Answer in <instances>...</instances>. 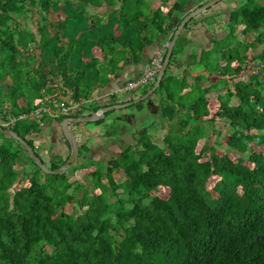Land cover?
<instances>
[{
  "label": "trees",
  "instance_id": "trees-1",
  "mask_svg": "<svg viewBox=\"0 0 264 264\" xmlns=\"http://www.w3.org/2000/svg\"><path fill=\"white\" fill-rule=\"evenodd\" d=\"M60 1L0 0V117L9 114L6 101L12 114L37 107L51 77L58 74L74 91V98L91 97L106 82L102 65L117 68L121 60H130V52L139 62L151 41L133 25L145 14L146 1L121 0L124 13L118 18L125 20L118 24L121 34L94 35L97 40L90 47L103 50L105 60L84 61L80 55L73 63L69 54L76 42L66 48L56 29L60 24L67 27L74 18L72 4L80 10L104 0H67L65 18L55 22ZM188 1L175 0L165 13L162 8L154 12L160 34L172 32V39L173 20L185 15ZM199 1L200 6L207 0ZM258 1L242 8L240 22L236 19L237 31L256 32V36L239 42L243 53L227 47L211 50L220 52L217 63L210 70L207 59L208 74L195 77L198 95L194 99L185 100L187 83L179 85L180 95L175 98L172 84L185 79L166 70L155 92L162 95L158 116L168 122L162 145L148 132L154 125L149 122L136 130V145L112 157V167L103 171L98 164L82 161L70 175L46 173L28 154L38 173L23 175V182L17 180V163L26 159L18 146L13 147L17 144L11 138L16 139L0 131V264H264V3ZM132 2L135 10L131 12ZM39 8L43 13L36 29L21 26L18 15L30 17L27 11ZM51 10L53 19L48 16ZM196 18L186 23L177 45L186 30H194L190 23H200ZM260 45L262 51L255 53ZM82 47L83 42L78 48ZM116 97L112 95L92 111L118 102ZM129 107L138 113L150 109L147 99ZM104 119L95 122L101 124ZM218 120L229 126L221 141L223 150L213 138ZM73 124L79 122L70 123L71 129ZM39 125L27 119L11 128L26 138L37 133ZM79 145L80 157L88 144ZM70 153L65 158L54 153L48 166L61 167ZM77 170L82 171V179L88 175L91 187L80 177L71 178ZM115 171L123 178H115ZM39 173L48 176L42 180ZM69 203L71 210L66 209Z\"/></svg>",
  "mask_w": 264,
  "mask_h": 264
},
{
  "label": "crops",
  "instance_id": "crops-1",
  "mask_svg": "<svg viewBox=\"0 0 264 264\" xmlns=\"http://www.w3.org/2000/svg\"><path fill=\"white\" fill-rule=\"evenodd\" d=\"M67 0H61L60 4H58V8L55 11V22H59L63 20L67 14V5L65 4ZM72 3L73 1L70 0ZM76 1V0H75ZM147 3V7H144L145 14H141L137 20L134 21V27L136 30H139L141 34L144 36L149 37L151 40L148 44L145 45L143 50L141 51V60L136 62L134 57L129 53L130 60L125 62L121 60L118 64L117 68H111L110 66H103L100 67L101 70H105L103 75L106 74V82L98 88L101 93H108L104 97V101H109L112 95H120L123 93H117L116 91L123 87L126 82L129 80L139 76L144 69L146 68L154 49L156 48L157 44L161 43L162 41L170 38L171 33L166 35L161 40H157L160 37V33L155 28L154 25V12L162 8L163 13H165V8H169L175 2V0H145ZM199 0H189L183 9H185L184 13H187L191 7L195 8L198 5ZM123 1L121 0H104V2L100 4H88L87 6L83 7L82 9H78L74 4L71 5L70 12L73 13L74 18L71 20L70 24L67 27L62 26L61 24L56 29L61 36V44H65V47L68 48L70 43H74V48L71 50L69 56V61L73 63L77 61L78 56H82L84 61H91L92 58H97L99 61L105 60V53L99 47L94 46L92 50H90L91 44L97 40V37L94 35H103V34H112L114 36H119L122 32V29L118 27L119 23H124V18L121 15L124 13L122 8ZM69 6V5H68ZM133 6V2L128 8V11L131 12L135 10L131 8ZM189 8V9H188ZM77 10L74 13V10ZM83 10L85 13L82 15ZM127 11V9H126ZM215 10L212 8L210 12H214ZM53 11L48 12V16L50 19H53ZM128 14V12H127ZM126 14V16H127ZM217 16V15H216ZM197 20L202 23H190L189 25L194 27L193 31H189V36L193 42V50L191 49L186 56H183L181 62V67L176 75L179 78L181 76L185 78L186 83L195 84V77L197 75H204L208 74V68L203 64L202 59V50L209 42L213 41L216 37H222L224 32L219 30L216 25H220L217 22L214 23V28L208 27L206 23H208L205 19L206 16L201 15V17H197ZM205 20V21H204ZM89 27V28H88ZM173 31V30H172ZM183 32V31H182ZM188 31L186 30V33ZM183 36V34H182ZM171 39V38H170ZM158 41V42H157ZM83 42V47L78 48L81 43ZM157 42V43H156ZM121 47L118 46V49ZM128 49V48H127ZM220 52L218 51H210L209 65L208 67L213 64L214 66L217 63V58L213 61ZM131 55V56H130ZM107 57V56H106ZM110 59L111 56H108ZM107 58V59H108ZM212 67V66H211ZM49 69V67H48ZM49 89V90H48ZM190 88L184 89V92L189 90ZM54 90H61L62 96L66 98H70V93L68 90H72L71 88L65 86L64 80L60 74H58L55 78L51 77L49 83L47 84V92H52ZM73 91V90H72ZM74 92V91H73ZM110 93V94H109ZM132 98H136L140 96L137 91L131 92ZM117 98V97H116ZM131 98V99H132ZM130 99V100H131ZM129 101V100H128ZM100 102V101H98ZM61 143L59 144V150L61 153H67L70 151V147L67 146V140L60 138ZM62 155V154H61ZM63 156V155H62ZM65 158V156H63Z\"/></svg>",
  "mask_w": 264,
  "mask_h": 264
},
{
  "label": "rangeland",
  "instance_id": "rangeland-1",
  "mask_svg": "<svg viewBox=\"0 0 264 264\" xmlns=\"http://www.w3.org/2000/svg\"><path fill=\"white\" fill-rule=\"evenodd\" d=\"M256 1L259 2L258 0H243L242 2H237V0H225L222 2H218L215 5H213V9L215 10L214 12H217V16L212 17V13L210 12V10H205L203 13L197 15V17H201V15L206 16V18H208L206 23L208 25V27L210 28H214V23L220 24V25H216V27L219 28V30L224 32V35L222 37H216L215 39H213V41L209 42L207 45H205V49L202 52V58H203V64H205L207 62V59L210 57V51L216 49V47H218L219 49L223 50L225 47H227L228 49H231L233 51H239L241 53L244 52V46L239 44V42H247L250 40V38H253L254 36H256V32H252L251 34H243L242 31H237L238 29V21L240 22V11L242 10L243 7H253L256 5ZM261 3H264V0H260ZM224 2L231 4V9L232 11L230 12V16L231 18L227 21H225L224 14L222 13V8H221V4H224ZM43 13V10L41 8L37 9V10H32L31 11H27V14H32L30 15V17L27 15H18V19L20 21V23H22L21 26L26 25V27H30L31 29H36V20L39 21V19H41V14ZM222 13V15H221ZM236 19H238V21H236ZM206 20V19H205ZM237 32V33H236ZM229 44V45H228ZM263 45H260L258 48H256L255 53H260L262 51ZM52 53V48L50 49V53L48 52V54L50 55ZM47 54V55H48ZM219 55H217V57H215L213 59V61L218 58ZM253 56H249V59L251 60ZM57 60V59H56ZM259 61V60H257ZM212 66V67H211ZM215 66L213 64H211L209 66V69L212 70ZM185 79L181 76V80ZM11 79H7V83H10ZM185 83L186 84V80H182L180 83L178 84H172V87L175 88L177 90L175 98L178 99L179 98V85ZM188 84V83H187ZM204 85V83H202ZM67 86V85H65ZM195 84H189L188 87L186 88H190L189 90H187L186 92H183L187 94V97L185 98V100H189L194 99L197 95L198 92L196 90ZM221 89V91L224 92V84H220L219 86ZM184 88V89H186ZM143 90H138L137 92L139 94L143 93ZM161 94L159 93H154L152 95V97H150L149 101L150 103H152L154 105V111L149 110H145L144 112H140L138 113L136 110H134L132 107L129 108H120V109H116L115 111H112L111 113H109L104 121L101 124H98L97 122H80L79 124H73L72 125V130L78 140L79 143H84L87 142L88 144L91 142H95L98 139V133L99 131H103L104 129L107 132H110V130H113V133H115L114 131L116 129H120L122 127L131 130L134 127L135 128H140V126H146V125H151L154 124L153 126H150L148 128V132L150 133V135L152 136V138L155 140V142H157L159 145H162V136L164 135V127L168 126V122L165 120L162 122L161 120V115L158 116V106L160 104V100H161ZM132 93L131 92H127V93H123L120 95H117V101L118 102H125L128 101L132 98ZM232 99H235V97L233 96ZM82 100V99H80ZM235 101V100H233ZM232 101V102H233ZM147 102V103H148ZM18 103L21 105V103H23L22 105L25 106V102H23L22 100L19 99ZM98 105V102L96 100H90V102H87L83 109L81 110V112L79 114H87L89 112H92V110L94 109V107H96ZM6 110L9 111V114L7 115H11L12 113L11 111V105L9 101L5 102V107ZM144 113H146L144 115ZM120 118L123 121L118 123L117 121L115 122L114 120ZM0 119H2V117H0ZM28 118H25L23 120H27ZM61 122L58 118H53L51 116H46L44 117L43 120V124L39 125L40 130L36 133V132H31V134L26 135V138L30 139L32 141L33 147L35 149V151L37 152V154H39L41 156V158L43 159V161L45 162V164L49 165L50 164V157L54 154V153H60L63 156H67L69 155L70 151L67 153H61V151L59 150V144L61 143L60 138L62 137L63 139L67 140L66 135L64 134L62 128H61ZM149 122H151V124H149ZM218 123H216V127H217V132L214 133V141L216 142L218 148L220 149H225V145L221 144V141L223 139V137L227 134L228 132V125H225L224 120H218ZM134 131H136V129H133ZM143 132V131H142ZM11 141L13 143H16L17 145H14L13 147H17L18 149L21 150V153L24 155L23 157L26 159L22 162H18L17 163V168L20 170V172H23V174L20 176V178H22V181L26 182V179H24L23 175L25 177H29L30 174L33 173H38V169L36 167V165L32 162V160L29 158L28 153L26 152L25 148L21 147L16 140L11 138ZM2 142V139L0 138V143ZM68 145L69 146V140H68ZM15 147V148H16ZM84 148L81 149V156L78 157V159L69 167V169L67 170V174L70 175L71 172H73L74 166H76L77 164H81L82 161H84L87 164H98L101 168L105 167L107 168L106 164L100 163V162H96L92 159H88V158H84ZM92 158V157H90ZM117 159H120V157H118ZM41 176V179L44 180L45 177H47L48 175H45L43 173H39ZM74 176H72L71 178H75V177H80L79 179H82V171L77 170L76 172H74L73 174ZM90 176V175H89ZM83 177V176H82ZM114 177L115 178H119L122 179L123 176L121 174L118 173V171L114 172ZM52 180V178H49ZM18 180V179H17ZM16 180V181H17ZM83 181L87 182L88 186L91 187L92 186V182L90 181V178L88 177V175L86 177H84L82 179ZM12 187H10L9 191H12ZM122 197L126 198V194H121ZM111 200H114V198H111ZM126 205H131L130 203L126 202ZM67 210H71L72 209V203H69L66 207Z\"/></svg>",
  "mask_w": 264,
  "mask_h": 264
},
{
  "label": "water",
  "instance_id": "water-1",
  "mask_svg": "<svg viewBox=\"0 0 264 264\" xmlns=\"http://www.w3.org/2000/svg\"><path fill=\"white\" fill-rule=\"evenodd\" d=\"M221 0H207L205 1L202 5L197 6L195 8L191 7L187 13L181 18L179 16L175 17L173 20V25L175 26V30L173 33V37L170 41V45L168 48V51L165 56V60L163 62V65L158 73L157 79L155 83L153 84L152 87H150L145 93L141 94L140 96L136 97L133 100L125 101V102H115V103H110L107 104L106 106L102 107L101 109H98L97 111H92L87 114H81L77 116H70V117H64L61 122V128L66 135L67 139L69 140L71 144V153L69 158L66 160V162L58 168H50L39 154L35 151L33 145H31L28 141V139L22 137L19 135L15 130H13L11 127H3L0 125V131L14 137L16 140H18L21 145L25 148V150L28 152V154L34 159L35 163L46 173H63L69 169L71 164H73L79 157V149L80 145L79 142L71 129L70 123L73 122H95L99 119L105 118L106 113L110 111H115L116 109L120 108H127L135 103H138L141 100H146L149 97H151L159 88L161 85V80L163 79L166 70H169L170 72L177 74L181 67V62L183 56H186L189 51L192 49L193 50V42L191 37L189 36V31L192 30H187L188 32L184 34V39L177 45V40L180 36V34L183 31L184 26L186 23L192 18L195 17L201 13H203L207 8L215 5ZM216 16V15H215ZM202 23V22H200ZM190 26V25H189ZM192 27V26H191ZM193 28V27H192ZM166 35L165 34H160V37H158L157 40H161L164 38ZM158 42V41H157ZM156 42V43H157ZM158 45V44H157ZM108 93H101L98 89H96L92 96L89 97V100H96L99 105H102L106 101H104V97ZM110 94V93H109ZM149 103V102H148ZM120 119V118H118ZM127 134L131 136L132 141H135V137L133 136V133L130 131H127ZM122 138L125 139V135L122 136ZM135 143V142H134ZM21 175V172L19 173V176ZM18 176V177H19ZM17 184V181H15L11 187L14 188L15 185Z\"/></svg>",
  "mask_w": 264,
  "mask_h": 264
},
{
  "label": "built area",
  "instance_id": "built-area-1",
  "mask_svg": "<svg viewBox=\"0 0 264 264\" xmlns=\"http://www.w3.org/2000/svg\"><path fill=\"white\" fill-rule=\"evenodd\" d=\"M170 38L159 43L153 51V54L144 69V71L137 77L129 80L123 87L116 91L117 93L135 92L138 90L149 88L155 83L158 73L165 60L166 53L170 45ZM70 98L62 96V91L54 90L47 92L40 102V104L29 110L19 111L17 114L7 115L6 118L0 119V125L3 127H11L19 120L25 118L36 120L40 125L43 124L44 117L51 116L53 118H59L62 116L70 117L80 115L79 113L83 109L87 102H90L89 98L77 100L74 98V92L68 90Z\"/></svg>",
  "mask_w": 264,
  "mask_h": 264
},
{
  "label": "flooded vegetation",
  "instance_id": "flooded-vegetation-1",
  "mask_svg": "<svg viewBox=\"0 0 264 264\" xmlns=\"http://www.w3.org/2000/svg\"><path fill=\"white\" fill-rule=\"evenodd\" d=\"M225 0H221L219 2H222ZM236 1V0H235ZM243 0H237V2H242ZM231 4L224 2V4H221L222 13L224 14L225 21L228 22L231 9ZM221 13V15H222ZM152 97V96H151ZM150 97L147 99V102L149 101ZM149 107L151 111H154V105L149 102ZM115 122L118 123L122 122V119H115ZM138 129V128H133ZM133 129L128 130L124 127L118 129V131L114 134L113 132H107L105 129L103 131H99L98 133V139L95 142L87 143L88 144V151L85 153L84 158L92 159L96 162H100L103 164H106L107 167H112L111 160L112 157L120 156L123 154V151L130 145H136V140L132 141L131 136L127 134V131H130L133 133V136L136 137L137 131H134ZM125 135V139L122 138V136ZM136 139V138H135ZM135 142V143H134ZM92 157V158H90ZM106 169V167H105ZM102 168V171L105 170ZM20 173V172H19ZM18 173V176H19ZM23 172H21V175ZM20 175V176H21ZM20 176L18 177V180H20Z\"/></svg>",
  "mask_w": 264,
  "mask_h": 264
}]
</instances>
